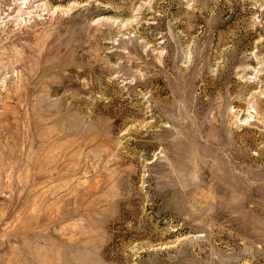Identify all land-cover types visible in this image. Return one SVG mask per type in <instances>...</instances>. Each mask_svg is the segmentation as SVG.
I'll return each mask as SVG.
<instances>
[{
  "label": "rangeland",
  "instance_id": "1",
  "mask_svg": "<svg viewBox=\"0 0 264 264\" xmlns=\"http://www.w3.org/2000/svg\"><path fill=\"white\" fill-rule=\"evenodd\" d=\"M0 264H264V0H0Z\"/></svg>",
  "mask_w": 264,
  "mask_h": 264
}]
</instances>
